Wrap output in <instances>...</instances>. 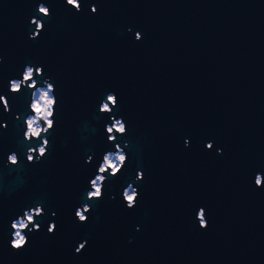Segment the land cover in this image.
<instances>
[{
    "label": "water",
    "instance_id": "1",
    "mask_svg": "<svg viewBox=\"0 0 264 264\" xmlns=\"http://www.w3.org/2000/svg\"><path fill=\"white\" fill-rule=\"evenodd\" d=\"M38 2L0 0V94L21 117L0 109L8 124L0 129V264H264V187L252 183L264 173V0H81L80 13L43 0L51 17L37 16L45 28L31 40ZM25 64L42 65L61 100L52 147L34 164L22 151L26 98L8 93ZM108 91L128 124L129 136L119 139L130 143L129 161L77 224L73 213L87 202L98 156L113 147L104 137L108 117L95 112ZM10 151H19V167L6 166ZM91 152L93 162L84 163ZM129 182L140 193L132 210L120 197ZM44 200L41 230L10 254V221ZM199 207L206 230L195 221Z\"/></svg>",
    "mask_w": 264,
    "mask_h": 264
},
{
    "label": "clouds",
    "instance_id": "2",
    "mask_svg": "<svg viewBox=\"0 0 264 264\" xmlns=\"http://www.w3.org/2000/svg\"><path fill=\"white\" fill-rule=\"evenodd\" d=\"M64 4L76 13L83 11L81 0H64ZM92 14L97 13L98 9L95 4H90L88 9ZM35 13L30 17L28 23L32 30L28 34V38L36 40L45 28L44 20L51 17V10L43 0H40L35 6ZM37 16L43 17L44 20L38 19ZM127 31L132 33L134 41L142 40V34L139 31L133 32L131 28ZM3 57L0 56V62ZM27 90V92H25ZM8 93L10 96L16 97L24 94L26 98V114L23 117V142L29 145L23 148L24 159L29 164L40 162L49 154L52 147L49 139V134L54 131L56 126V110L61 107V100L57 95L55 83L52 78L44 75L42 65L25 64L23 71L19 72V78L8 80ZM120 106L117 95L108 91L103 94L102 99L95 105V112L100 116H107L108 121L103 125L104 137L106 142L111 144L112 149H106L98 156V164L95 167V174L87 181V189L83 192L82 198L84 201L74 210V218L77 224H84L89 220L94 202L103 200L104 189L111 181H114L120 176L128 165L129 154L127 149L130 147L128 140L120 141V137H128V124L119 116V113L114 114L115 110ZM11 103L9 99L0 94V109L3 114L7 115L11 112ZM15 120H20V115L12 113ZM96 123H99L97 121ZM94 127L96 124L93 125ZM7 122L0 121V129L7 130ZM39 141V143H35ZM190 146L189 139H184V147ZM213 142L208 141L204 144L206 150L213 148ZM19 147V145H18ZM218 155L222 154V149L217 148ZM95 152H91L86 156L84 163L93 162ZM6 166L19 167L20 156L19 151H10L6 155ZM144 180V172L140 169L136 170L134 181L142 183ZM252 183L256 188L264 187V173L256 172L252 177ZM123 206L128 209H134L139 203L140 193L133 182L127 183L120 192ZM110 199H115L114 195H110ZM47 201L43 204L36 203L34 206L27 207L22 210L16 218L12 219L8 225L11 229L10 239L8 240V251L10 254L23 252L29 246V235L33 232L41 230V223L37 222L45 215V207ZM51 215L54 217L55 212ZM195 221L200 230L208 228V218L206 210L199 207L195 212ZM56 223L49 221L47 224V233L54 234L56 231ZM135 231H140V226L136 225ZM129 244L133 243V238L129 237ZM88 241L84 239L80 241L74 248V254H80L86 248Z\"/></svg>",
    "mask_w": 264,
    "mask_h": 264
}]
</instances>
